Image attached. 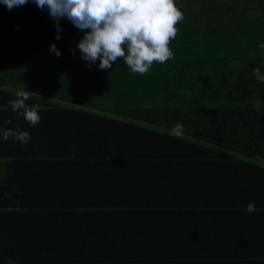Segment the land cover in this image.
<instances>
[{
    "label": "trees",
    "instance_id": "16d2710c",
    "mask_svg": "<svg viewBox=\"0 0 264 264\" xmlns=\"http://www.w3.org/2000/svg\"><path fill=\"white\" fill-rule=\"evenodd\" d=\"M174 2L173 57L143 75L86 68L70 22L57 40L46 10L0 5V127L30 134L0 140V261L264 264V0ZM24 89L34 127L9 107ZM181 179L201 215L241 218L251 254L139 253L130 220L181 216Z\"/></svg>",
    "mask_w": 264,
    "mask_h": 264
},
{
    "label": "clouds",
    "instance_id": "9594fccd",
    "mask_svg": "<svg viewBox=\"0 0 264 264\" xmlns=\"http://www.w3.org/2000/svg\"><path fill=\"white\" fill-rule=\"evenodd\" d=\"M27 3L46 10L55 28L54 39H60L61 19L81 32L76 49L86 68L95 65L98 69H107L122 58L128 70L139 75L149 71L153 63L163 64L173 57L169 43L177 32L174 25L183 18L174 0H0V5L7 11ZM14 27L19 28V25ZM259 47L264 49V43ZM49 51L56 57L61 54L54 44L49 45ZM254 75L258 81L264 82V74L254 70ZM30 94L32 92L26 89L17 91L15 99L9 101V107L34 127L41 117L38 105L26 104ZM259 107L257 100L254 108ZM170 134L179 137L182 124L177 122ZM9 136L21 144L30 139L25 130L0 127V140H7ZM256 210L251 202L244 207L249 213ZM0 264L16 262L4 260Z\"/></svg>",
    "mask_w": 264,
    "mask_h": 264
},
{
    "label": "crops",
    "instance_id": "0c3cea01",
    "mask_svg": "<svg viewBox=\"0 0 264 264\" xmlns=\"http://www.w3.org/2000/svg\"><path fill=\"white\" fill-rule=\"evenodd\" d=\"M152 180L153 186H157ZM187 185L193 186L181 179V201H177L181 203V212H183L181 216L150 215L147 219L136 216L130 220L128 226L130 237L141 239L138 246L139 253L152 255L157 254L161 249V253L169 254L175 253L177 248L181 252L185 249L190 254L219 255L225 252H231L234 255L236 253L251 254L253 250L246 246L250 238L245 237L246 230H242L240 226L241 218L201 215L196 209L195 203H200L198 199H195L196 196L194 194L185 195L184 188ZM187 197L194 204H187ZM154 239L157 241L158 249L152 251ZM239 240H244V247H242L244 250L241 249L242 244ZM255 253L264 255V248Z\"/></svg>",
    "mask_w": 264,
    "mask_h": 264
}]
</instances>
